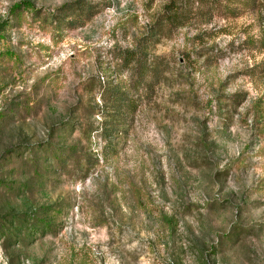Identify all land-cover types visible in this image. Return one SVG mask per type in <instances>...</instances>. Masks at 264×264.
<instances>
[{"label":"rangeland","instance_id":"obj_1","mask_svg":"<svg viewBox=\"0 0 264 264\" xmlns=\"http://www.w3.org/2000/svg\"><path fill=\"white\" fill-rule=\"evenodd\" d=\"M0 264H264V0H0Z\"/></svg>","mask_w":264,"mask_h":264},{"label":"trees","instance_id":"obj_2","mask_svg":"<svg viewBox=\"0 0 264 264\" xmlns=\"http://www.w3.org/2000/svg\"><path fill=\"white\" fill-rule=\"evenodd\" d=\"M66 8H63L61 11H63V10H65ZM160 25V24H159ZM156 43H158V42H156ZM129 53V55L130 54H133V56L135 55L134 53H130V52H128ZM140 61V60H139ZM155 69H157V68H155ZM114 93L113 95H114V101H116V102H118L117 101V98L118 99H120L121 101H126L127 99L126 98H124V96H123V93L122 92H120V91H118V88L117 87H113V88H109L108 89V93ZM123 102V103H124Z\"/></svg>","mask_w":264,"mask_h":264}]
</instances>
